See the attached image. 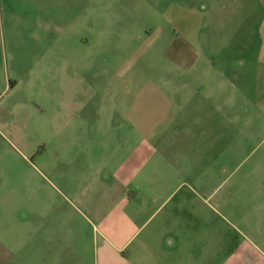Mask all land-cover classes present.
Here are the masks:
<instances>
[{
    "label": "rangeland",
    "instance_id": "374dc122",
    "mask_svg": "<svg viewBox=\"0 0 264 264\" xmlns=\"http://www.w3.org/2000/svg\"><path fill=\"white\" fill-rule=\"evenodd\" d=\"M61 94L87 117L56 143L86 147V173L96 158L111 162L140 141L167 145L183 159L168 192L206 198L200 218L208 224L212 215L213 235L264 251L253 225L264 197V0H0L10 219L15 180L33 177L35 151L55 143L50 119L58 114L57 126L67 125ZM73 173L83 175L77 166ZM240 214L250 225L233 216ZM14 228H0V239L9 238L0 264H24Z\"/></svg>",
    "mask_w": 264,
    "mask_h": 264
},
{
    "label": "crops",
    "instance_id": "0c3cea01",
    "mask_svg": "<svg viewBox=\"0 0 264 264\" xmlns=\"http://www.w3.org/2000/svg\"><path fill=\"white\" fill-rule=\"evenodd\" d=\"M61 96L59 102L70 109L67 125L57 126L58 114L50 119L55 143L35 151L33 177L21 174L15 180L13 219L6 214L10 188L0 157V228L8 234L15 227L11 239L20 263L264 264L259 245L233 241L230 234L213 235L212 215L203 219L208 224L201 223L206 198L192 200L177 187L168 192L183 171V159L167 145L140 141L111 162L96 158L92 173H86V147L56 143L63 132L71 131L73 122L87 117L73 114L72 99ZM75 166L83 175L73 173ZM218 201L220 206L226 203ZM256 210L253 225L264 238V197ZM186 213L191 214L190 223H185ZM233 216L240 224L252 222L246 215ZM228 225L245 235L232 222ZM2 239L0 246L8 249L9 238Z\"/></svg>",
    "mask_w": 264,
    "mask_h": 264
}]
</instances>
